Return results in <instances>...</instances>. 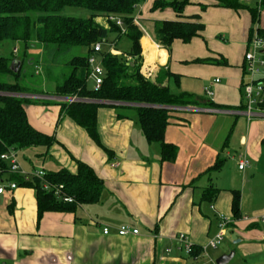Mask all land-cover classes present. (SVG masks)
Segmentation results:
<instances>
[{"label": "crops", "instance_id": "0c3cea01", "mask_svg": "<svg viewBox=\"0 0 264 264\" xmlns=\"http://www.w3.org/2000/svg\"><path fill=\"white\" fill-rule=\"evenodd\" d=\"M156 1L145 0L135 14L143 32L140 73L173 95L197 100L166 108L165 142L178 149L176 159L164 162L161 146L146 140L138 120V108L146 105L94 101L102 105L101 147L71 118L60 117L59 104L69 102L67 97L55 90L18 95L43 102L26 107L28 120L56 141L50 148L17 150L27 178L8 171L0 182L16 183L14 176L29 182L37 171L76 174L79 161L94 170L104 188L96 203L74 212H46L40 219L34 188L16 183L17 189L0 194V264H214L232 252L229 264H264V113L248 119L243 90L245 55L257 30L264 32V4L240 2L247 8L233 10L208 0L212 8L206 10L201 36L190 43L176 40L169 49L155 41V22L186 19L173 10L152 11ZM249 8L258 10L256 23ZM121 40L111 50L115 55L132 48L129 41L130 49L121 50ZM242 158L250 161L244 171L238 164ZM235 191L241 196L240 218L233 213ZM220 215L227 226L214 249L209 242L220 232ZM122 227L139 233L121 236ZM180 234L195 245L194 255L178 248Z\"/></svg>", "mask_w": 264, "mask_h": 264}, {"label": "trees", "instance_id": "16d2710c", "mask_svg": "<svg viewBox=\"0 0 264 264\" xmlns=\"http://www.w3.org/2000/svg\"><path fill=\"white\" fill-rule=\"evenodd\" d=\"M215 1L222 8H247L239 0ZM143 2L145 0H0V180L4 173L10 171L9 164L1 159L3 154L31 147L50 148L56 141L54 136L37 131L29 123L26 106L33 101L9 95L41 93L25 85L27 77L23 72L25 65L33 66L38 72L41 61L47 67L46 78L56 80L54 90L57 96L83 100L60 103V117L71 118L87 131L97 145L102 147L97 127L98 110L102 105L94 101L143 104L146 106L138 108V120L146 140L161 146L164 162L176 159L178 149L165 142L170 123V111L166 107L193 106L197 100L188 94L173 95L169 89L141 75L140 41L143 32L134 20L137 7ZM186 6L187 3L178 0H158L151 10L171 8L183 19ZM70 9L85 10L89 15L85 18L70 17L65 14ZM249 10L256 23L258 10ZM109 17L122 19L123 28L110 21ZM99 18H105L108 27L99 23ZM193 18L200 19V16ZM204 30L205 25L200 21H156L154 38L159 45L170 49L174 41L190 43ZM257 32L263 37V30L258 29ZM124 37L132 43V48L127 53L113 54L111 50L116 49ZM98 43L102 44V50L96 55L104 69V82L95 91L88 87L91 72L88 59L95 53L94 46ZM4 46L9 56L1 54ZM77 49L86 52L76 53L74 50ZM15 50H18L17 53ZM66 56L67 59L60 60ZM14 62L20 63L18 72L13 71ZM222 63L227 64L225 61ZM77 165L76 174L61 170L46 175L50 184L63 185L65 193L75 200L74 203H64L54 193L45 191L41 179L26 182L20 176L13 177L20 186L36 190L39 219L46 212H74L78 206L99 201L103 181L90 166L79 161ZM219 167L217 164L213 169ZM212 194L214 197L217 192ZM240 204L241 196L235 191V218H240Z\"/></svg>", "mask_w": 264, "mask_h": 264}, {"label": "built area", "instance_id": "2783aa9c", "mask_svg": "<svg viewBox=\"0 0 264 264\" xmlns=\"http://www.w3.org/2000/svg\"><path fill=\"white\" fill-rule=\"evenodd\" d=\"M254 0H239V2L251 3ZM258 7L260 8L264 4V0H255ZM109 20L115 22L119 27L123 28V21L120 18L109 17ZM137 23V19L134 20ZM125 33V30H123ZM250 50L245 55V72H246V81L243 86L244 90V100H245V113L248 116V119H251L258 113H264V39L255 34L253 39L250 42ZM95 53L91 54L88 59V63L91 67V72L89 75V81L93 82V89L98 91L104 82V69L101 63V59L96 55L102 50V44L98 43L94 46ZM18 50H15L17 53ZM112 52V51H111ZM131 59V58H129ZM38 72L40 70L38 69ZM218 82V81H217ZM207 95L211 98L214 97V92L211 90L206 91ZM11 96L17 97L21 94H9ZM35 98V96L33 95ZM69 102L83 101L77 97H67L66 99ZM170 108V107H166ZM185 108V107H184ZM1 159L9 164L10 172L15 174H20L23 177L27 178V175L23 173L18 159L17 153L14 150H11L2 155ZM239 169L244 171L250 166V161L242 158L239 160ZM34 176L41 179L44 182L43 188L47 192H52L54 195L64 203H74L75 200L68 196L64 191V186H54L46 180V173L44 171L35 172ZM18 188V185L14 182H10L7 185L4 182H0V194H3L7 189L15 190ZM220 232L219 234L209 242L211 248L216 249L224 239V232L227 226V219L224 215H220ZM104 233L109 234V229H104ZM138 230L131 231L128 227H122L118 230V234L121 236H127L129 234H138ZM178 248L185 252L188 255H194L196 251L195 245L189 240L185 234H180L176 238ZM206 252V249H202ZM206 254V253H205ZM216 264V263H214Z\"/></svg>", "mask_w": 264, "mask_h": 264}, {"label": "rangeland", "instance_id": "374dc122", "mask_svg": "<svg viewBox=\"0 0 264 264\" xmlns=\"http://www.w3.org/2000/svg\"><path fill=\"white\" fill-rule=\"evenodd\" d=\"M171 1H173V0H169V2H171ZM178 1L187 3L186 11L188 13H187L186 17L183 18V19H186V20H194V21H200V22L204 23L205 17H206L205 15H206L207 8L208 9L212 8L209 5V3L207 2L208 0H206V1H202V0H178ZM203 8H205L206 10H203ZM167 10L172 11L171 8H167V9H165L163 11H167ZM65 14L67 16H70V17L85 18V17H87L89 15V12L85 11V10L70 9ZM191 15H200L201 18L200 19L193 18ZM101 22L104 25L108 26V23H107L106 19L105 20H101ZM130 45L131 44H130L129 40L122 39L121 42L119 43V48L121 50H123V51H126V50L130 49ZM74 51H76V53H81V54L86 52L84 50H78V49L74 50ZM1 54L5 55V56H9V53L6 51L5 46L3 47L2 51H1ZM63 58L67 59L68 56L61 57L60 60L63 59ZM39 66L41 68L40 72H37L35 70V68L33 66H31V65H25L23 67V72H24V74H26V77H27L25 82H24L25 85L29 86L31 89H36L37 92H42V91L43 92H51V91H54L56 80L55 79L46 78V69H47V67H46L45 63H43L41 61ZM88 87L90 89H92V87H93V82L92 81L88 82ZM52 94H54V93H52ZM26 99H30L31 101L34 102L33 104L31 103L30 105H36V104L38 105L40 103H43L40 100H36L37 98L35 100L32 99V98H26ZM52 102H54V101H52ZM45 105H47V106L49 105L50 106L52 104H45ZM27 106H29V105H27ZM226 242H228V241H226ZM233 248H236V250L238 252L237 256L240 255V250L234 245H233Z\"/></svg>", "mask_w": 264, "mask_h": 264}, {"label": "water", "instance_id": "95a60500", "mask_svg": "<svg viewBox=\"0 0 264 264\" xmlns=\"http://www.w3.org/2000/svg\"><path fill=\"white\" fill-rule=\"evenodd\" d=\"M20 68V63L14 62L13 63V71L18 72ZM235 253H230L228 255H223L217 259L216 264H229L232 258L234 257Z\"/></svg>", "mask_w": 264, "mask_h": 264}]
</instances>
